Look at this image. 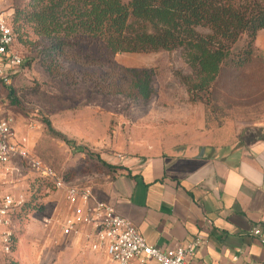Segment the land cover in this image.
I'll use <instances>...</instances> for the list:
<instances>
[{
  "label": "rangeland",
  "instance_id": "rangeland-1",
  "mask_svg": "<svg viewBox=\"0 0 264 264\" xmlns=\"http://www.w3.org/2000/svg\"><path fill=\"white\" fill-rule=\"evenodd\" d=\"M27 2L0 0V13L12 25L15 11ZM28 31V43L17 39L14 44L23 61L13 70L12 84H0V113L12 120L16 138L26 140L31 155L101 199L108 183L130 174L126 156L195 144L208 156L227 160L264 138V55L243 70L226 63L212 92L203 95L206 106L191 101L181 81L191 74L181 49L109 55L101 42L78 36L69 38L64 55L41 60L51 40ZM143 68L152 73L149 100L104 91L108 73L120 80L122 69ZM25 177L19 176L17 187H24ZM59 200V195L48 197L42 213L31 209L16 222L13 259L18 264H113L42 222L57 207L65 208Z\"/></svg>",
  "mask_w": 264,
  "mask_h": 264
},
{
  "label": "trees",
  "instance_id": "trees-1",
  "mask_svg": "<svg viewBox=\"0 0 264 264\" xmlns=\"http://www.w3.org/2000/svg\"><path fill=\"white\" fill-rule=\"evenodd\" d=\"M12 26L21 43H28V30L51 40L41 60L64 55L69 38L78 36L101 42L109 55L181 49L191 69L181 81L191 101L208 106L203 95L212 92L224 65L243 70L259 55L255 40L264 29V0H28L15 11ZM122 72L120 80L106 74V93L144 102L152 97L151 70ZM32 205L21 208L16 222ZM17 246L14 234L13 251Z\"/></svg>",
  "mask_w": 264,
  "mask_h": 264
},
{
  "label": "crops",
  "instance_id": "crops-1",
  "mask_svg": "<svg viewBox=\"0 0 264 264\" xmlns=\"http://www.w3.org/2000/svg\"><path fill=\"white\" fill-rule=\"evenodd\" d=\"M255 46L263 56L264 29ZM125 163L130 174L108 183L104 200L150 245L173 249L198 238L188 264H264V245L252 234L259 228L264 237V138L227 160L189 144Z\"/></svg>",
  "mask_w": 264,
  "mask_h": 264
},
{
  "label": "built area",
  "instance_id": "built-area-1",
  "mask_svg": "<svg viewBox=\"0 0 264 264\" xmlns=\"http://www.w3.org/2000/svg\"><path fill=\"white\" fill-rule=\"evenodd\" d=\"M16 41L8 17L0 13V84L11 85L13 70L23 61L14 49ZM22 175L27 177L21 188L17 186ZM52 195H59L66 206L60 211L57 207L52 216L42 217V222L46 226L54 224L61 237L81 242L92 252H102L113 263L188 264L201 245L198 238L173 249L150 245L109 201L31 155L26 140L16 138L12 120L0 113V264H9L13 258L17 213L31 202V209L42 213ZM252 234L264 245L259 228Z\"/></svg>",
  "mask_w": 264,
  "mask_h": 264
}]
</instances>
